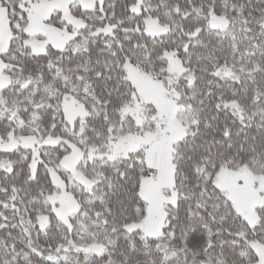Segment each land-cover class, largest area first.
I'll use <instances>...</instances> for the list:
<instances>
[{
    "label": "snow or ice",
    "instance_id": "snow-or-ice-1",
    "mask_svg": "<svg viewBox=\"0 0 264 264\" xmlns=\"http://www.w3.org/2000/svg\"><path fill=\"white\" fill-rule=\"evenodd\" d=\"M0 264H264V0H0Z\"/></svg>",
    "mask_w": 264,
    "mask_h": 264
}]
</instances>
